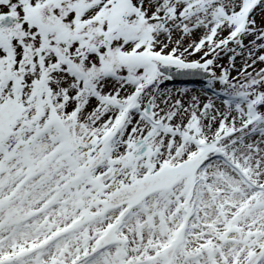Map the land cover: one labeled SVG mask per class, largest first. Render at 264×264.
Segmentation results:
<instances>
[{
	"label": "snow or ice",
	"instance_id": "6c2138e0",
	"mask_svg": "<svg viewBox=\"0 0 264 264\" xmlns=\"http://www.w3.org/2000/svg\"><path fill=\"white\" fill-rule=\"evenodd\" d=\"M0 264H264V0H0Z\"/></svg>",
	"mask_w": 264,
	"mask_h": 264
},
{
	"label": "bare ground",
	"instance_id": "6f19581e",
	"mask_svg": "<svg viewBox=\"0 0 264 264\" xmlns=\"http://www.w3.org/2000/svg\"><path fill=\"white\" fill-rule=\"evenodd\" d=\"M167 87H171V88H173V89L179 88V87H177V86H169V85H167Z\"/></svg>",
	"mask_w": 264,
	"mask_h": 264
},
{
	"label": "rangeland",
	"instance_id": "374dc122",
	"mask_svg": "<svg viewBox=\"0 0 264 264\" xmlns=\"http://www.w3.org/2000/svg\"><path fill=\"white\" fill-rule=\"evenodd\" d=\"M225 62H226V60H222V61H221V63H225ZM233 74H235V73H233Z\"/></svg>",
	"mask_w": 264,
	"mask_h": 264
}]
</instances>
